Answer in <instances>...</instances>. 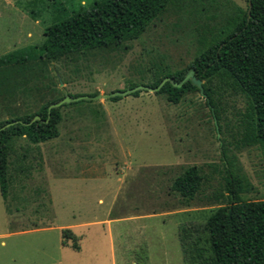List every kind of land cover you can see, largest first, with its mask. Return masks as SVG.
<instances>
[{"label": "rangeland", "instance_id": "1", "mask_svg": "<svg viewBox=\"0 0 264 264\" xmlns=\"http://www.w3.org/2000/svg\"><path fill=\"white\" fill-rule=\"evenodd\" d=\"M94 1L0 0V56L39 45L47 25ZM246 5L175 0L136 39L0 64V120L66 94H96L61 106L57 137L39 144L14 138L6 198L0 193V264H186L180 230L195 235L213 210L229 206L222 139L247 178L242 199H264V148L236 147L243 96L222 93L218 134L198 91L176 104L146 90L101 98L128 84L147 85L156 70L186 68L200 35ZM192 165L201 184L186 200L171 185Z\"/></svg>", "mask_w": 264, "mask_h": 264}, {"label": "trees", "instance_id": "2", "mask_svg": "<svg viewBox=\"0 0 264 264\" xmlns=\"http://www.w3.org/2000/svg\"><path fill=\"white\" fill-rule=\"evenodd\" d=\"M175 0H95L60 17L47 25L39 45L25 46L0 56V64L25 63L38 56L53 59L56 55L83 52L116 45L138 38L153 19L160 16ZM201 48L186 68L175 71L159 69L153 72L148 86L156 87L164 77L180 83L174 86L166 81L155 94L163 95L170 103H178L188 92L199 91L190 78L183 80L191 70L201 81L205 103L217 132L223 131L221 95L243 96L246 108L239 121L240 137L236 147L260 145L264 148V0H247L245 8H236L224 23L200 35ZM137 84H128V88ZM138 90L130 95L138 96ZM90 98L70 102H90ZM63 96L45 102L34 113L0 120V193L6 198L9 187V154L16 137H25L39 144L58 136L61 106L48 105ZM121 96L109 97L111 101ZM39 119L32 122L33 116ZM13 120L16 123L1 129ZM47 120V121H45ZM27 123V124H24ZM239 143V144H238ZM227 144L222 139L221 152L225 170V189L229 206L213 210L195 235L186 228L179 232L180 246L186 264H264V199L244 200L241 194L247 178L237 171L227 155ZM201 184L200 169L187 167L172 182V190L191 200ZM231 208L230 214L228 208ZM63 234L70 232L63 229ZM193 235V237H192ZM75 250L79 249L75 243Z\"/></svg>", "mask_w": 264, "mask_h": 264}, {"label": "water", "instance_id": "3", "mask_svg": "<svg viewBox=\"0 0 264 264\" xmlns=\"http://www.w3.org/2000/svg\"><path fill=\"white\" fill-rule=\"evenodd\" d=\"M57 77H58V80H59V84L61 85L62 82L60 81L58 75H57ZM188 78H190L191 81H192V83H193L194 85H196V86L199 88V91H200L201 95H202L203 97H205V94H203V88H202V86H201V81H200L199 79H195V78H194L193 73H192L191 70H190V71L184 76V79H183V80H186V79H188ZM166 81H171V83H172L174 86H178V85H180V84L182 83V82L177 83V82L174 81V79H172V78H170V77H164V78L159 82V84H158L156 87H151V86H148V85L138 84V85H136V86H133V87H130V88H127V89L121 90V91H120V90H119V91H116V90H115V91H111L109 94H103V95H101V98L106 99V98L114 97V96H121V97H123V96H126V95H128V94H131V93H133V92H135V91H138V90H146V91H150V92H156V91H158V90L160 89V87H161V86L164 84V82H166ZM88 98H90V97L87 96V95H79V96L71 97V96H69V95L66 94V95H64L62 98H60L58 101L53 102V103H51L50 105H48L47 111H48V113H49V111H50L51 108L59 107V106L62 105V104H67V103H70V102L78 101V100H81V99H88ZM38 119H39V116H38V115H35V116H33V118L31 119L30 122H32V121H34V120H38ZM45 121H47V120H45ZM16 122H17L16 120L9 121V122L3 124L2 127H1V129H3L4 127L9 126V125H11V124H14V123H16ZM214 122H215V124H216V120H215V118H214ZM24 124H27V123H24ZM216 130H217V126H216ZM217 134H218V132H217ZM230 212H231V208L229 207V208H228V213L230 214Z\"/></svg>", "mask_w": 264, "mask_h": 264}]
</instances>
